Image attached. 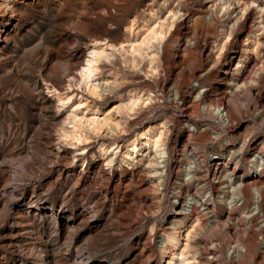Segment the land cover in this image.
<instances>
[{"label": "rangeland", "instance_id": "rangeland-1", "mask_svg": "<svg viewBox=\"0 0 264 264\" xmlns=\"http://www.w3.org/2000/svg\"><path fill=\"white\" fill-rule=\"evenodd\" d=\"M248 1L215 0L211 25H187L182 15L191 18L201 0H0V264H78L81 256L84 264H163L161 253L168 245L161 229L172 216V159L187 131L167 85L174 81L178 93L189 83L215 91L225 78L222 72L229 69L223 63L231 57L230 69L237 62L240 65L233 77L248 76L257 82L238 102H229V107H237L244 117L238 129L248 138L247 154L253 153L261 138L264 74L258 70L264 56V12L258 18L249 4L241 13ZM256 1L264 6V0ZM3 2L12 6V12ZM168 10L179 15L170 40L153 51L155 72L144 66L124 67L115 53L109 61L99 63L92 81L94 95L77 85V74L71 81L64 79L95 41L116 45L124 40L123 28L130 20L138 22L149 12L163 16ZM187 31L195 32L188 42ZM224 32L230 40L224 59L217 69L197 78L209 67L210 56L215 58L210 37L218 42ZM253 35L261 43L259 56L243 55L241 45ZM111 75L117 77L116 84L110 81ZM45 84L50 91L80 97L101 112L117 105L120 95L126 98L128 92H138L147 108L127 123L126 131L130 137L146 125L163 122L167 157L158 189L154 190L145 162L122 169L105 166L99 146L115 143L123 148L125 137L114 138L102 130L98 135L86 134L81 142L63 138L61 129L70 127L65 119L72 111L71 104L56 102ZM159 92L162 104L158 107L160 102L153 100L159 98L153 93ZM204 110L200 105L197 112L201 118L192 121L197 132L207 123ZM208 123V132L193 138L207 161L208 152L215 154L225 148L228 131L216 121ZM208 134L219 138L210 140ZM193 215L184 223L183 232L195 225ZM200 227L197 234L203 230ZM217 235L206 240L219 242L218 252L223 253L225 231ZM195 238L191 233L187 241L191 247ZM224 259L227 261L220 258V264ZM259 259L253 258L251 264Z\"/></svg>", "mask_w": 264, "mask_h": 264}, {"label": "bare ground", "instance_id": "bare-ground-1", "mask_svg": "<svg viewBox=\"0 0 264 264\" xmlns=\"http://www.w3.org/2000/svg\"><path fill=\"white\" fill-rule=\"evenodd\" d=\"M214 1L201 0V7L193 9L195 14L191 18L185 14L182 15V21L187 25L194 22H207L211 25L214 15L211 7ZM257 2L251 0L243 3L241 13L245 12V6L248 7L250 4L255 8L259 18L264 12V6L258 5ZM3 6L6 10H12V6L8 3L3 2ZM205 6L207 7L203 9L202 7ZM166 12L163 16L149 12L138 22L130 20L123 28L124 40L116 45L95 41L88 54L74 62L64 79L73 80L76 76L74 74H77V85L90 95H94L96 85L92 81L93 77L97 76L99 63L103 60L109 61L115 53L120 56L124 67L144 66L147 71L155 72L153 51H157L159 45L170 40L179 15L178 11ZM194 33V31L185 33L186 42ZM210 39H214L209 44L212 50H215V58H212L211 54L210 58L209 54L206 55L210 65L197 78L219 67L230 41L227 32H224L222 39L218 42L213 36ZM260 44L257 36L253 35L251 40L249 38L244 40L240 50L243 55L250 52L259 56ZM231 59L230 57L229 61L223 63V66L229 69L222 72L225 78L215 91L209 88L204 89L201 85L193 87L189 83L183 86L181 93H178L174 81H171L166 88L170 99L178 104V117L187 131L178 145V153L176 149L174 156L177 154L172 159L174 175L170 192L172 216L167 225L161 229V236H165V244L168 245L163 247L161 253L164 259L163 264H220V258H226L230 264H251L253 258H260L257 264L260 262L264 264V234L262 233L264 232V127L259 132L261 138L254 145L253 154L248 156V138L244 137V130L238 129L245 122L244 117L237 107H234V110L229 107L230 101L238 102L240 95L251 86L257 85V82L255 84L254 80L252 81L248 76L233 77L232 73L237 72L240 65L237 62L230 69ZM261 60L262 64L258 72L264 74V56ZM109 79L116 84L117 77L111 75ZM45 86L48 89L46 84ZM48 91L53 93L56 102L71 104L72 111L65 119L70 127L61 129L63 138L81 142L86 134L98 135L102 130L114 138L125 137L123 148L115 143L99 146L100 155L105 156V166L109 169H122L145 162L149 176L154 180H152L154 190L158 189L160 176L163 174L162 163L167 157L163 122L146 125L130 137L126 131L127 123L135 120L137 115L147 108V101H144L138 92H128L126 98L120 95L117 98L119 102L117 105L111 107L110 111L101 112L95 107L86 105L80 97L73 99L72 95L60 94L57 89L53 91L48 89ZM164 96L171 104L168 95L165 93ZM200 105L205 108L206 115L203 119L207 123L197 132L196 125L192 121L201 118L197 112ZM111 111L113 114L110 113ZM261 120L264 126L263 116ZM211 121H216L228 131L226 143H223L225 148L221 147L215 154L208 152V163L204 158L206 154L199 152L193 138L196 139L201 137V133L208 132V122ZM211 135L208 134L210 140H218L219 135L212 137ZM117 154L118 160L115 161ZM240 169L242 172L238 174ZM192 214H194L192 221L195 225H189L183 232L181 229L186 227L184 223L192 219ZM178 225H182L180 229H176ZM199 227L203 230L197 234L196 229ZM220 230L225 231L226 235L223 253L218 252L221 248L220 243L214 239L211 240L218 236ZM247 231L251 233L247 234ZM183 233L185 234L182 235ZM191 233H195L196 237L193 247L187 243ZM209 238H211L210 241L206 240ZM182 240L184 242H180ZM191 248H193L192 252ZM227 261L222 263L227 264ZM84 263L85 258L79 257L78 264Z\"/></svg>", "mask_w": 264, "mask_h": 264}, {"label": "built area", "instance_id": "built-area-1", "mask_svg": "<svg viewBox=\"0 0 264 264\" xmlns=\"http://www.w3.org/2000/svg\"><path fill=\"white\" fill-rule=\"evenodd\" d=\"M160 94H157V93H153V94H155V96H156V98H159V99H156V100H153V101H155V102H160L159 103V105H157L158 107L162 104V99H160V95H161V92H159ZM154 96V95H153ZM153 96H152V98H153ZM204 112V111H203ZM202 112V113H203ZM253 153H251L250 155H252ZM247 155H249V153L247 154ZM240 172H242V170H239ZM240 172L238 173V174H240Z\"/></svg>", "mask_w": 264, "mask_h": 264}]
</instances>
